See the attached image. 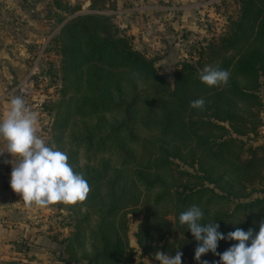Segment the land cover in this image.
<instances>
[{
	"label": "trees",
	"instance_id": "trees-1",
	"mask_svg": "<svg viewBox=\"0 0 264 264\" xmlns=\"http://www.w3.org/2000/svg\"><path fill=\"white\" fill-rule=\"evenodd\" d=\"M237 1L240 13L226 30L197 42L178 63L175 85L108 17L82 15L63 27L64 63L88 90L78 87L58 124L71 126L68 163L90 192L70 209L64 225L71 231L61 241L69 258L60 264H150L155 252L177 250L182 264L219 262L212 252L194 258L197 241L179 223L192 205L202 209V224L215 222L225 235L259 231L264 144L243 138L264 134V0ZM205 66L227 70V84L202 83ZM201 98L202 109L190 107ZM138 212L134 248L128 215ZM237 243L218 241L217 253Z\"/></svg>",
	"mask_w": 264,
	"mask_h": 264
},
{
	"label": "rangeland",
	"instance_id": "rangeland-1",
	"mask_svg": "<svg viewBox=\"0 0 264 264\" xmlns=\"http://www.w3.org/2000/svg\"><path fill=\"white\" fill-rule=\"evenodd\" d=\"M135 1L138 0H0V83L3 84V87H0V106L9 103L13 97L20 96V87L33 75V93L30 98H26L28 99L26 106L38 115L41 130L37 133L49 146L55 145L57 149L69 153L68 138L71 126L69 128L61 126L58 121L61 122L67 117L69 107L74 104L69 102V99L78 87L81 88L82 86L83 91L88 89H86L85 83H77L76 78L80 73L74 72L69 68V64L64 63L65 58L62 51L63 46L68 43V39L62 34V29L70 20L82 15L108 17L115 24L118 33L128 38L136 50L144 53L148 58L156 60L160 73L170 84L175 85L178 63L186 58L190 59L191 52H194V46L197 45V42L209 36L204 34L205 30L202 26L200 28L202 31L199 30L201 33H191L188 31L189 29H183L178 31V35L183 34L181 38L184 39V42L179 43V40H175L176 43H173L170 41V45L173 47L178 43L186 45L181 51V56L171 55V53L162 56L154 53L157 47L154 38H150L154 41L152 43L145 41L140 35L142 23L136 16L140 13L144 15L145 12L138 9ZM171 8L163 9L164 13L169 15V19H174L175 15L180 12H189L186 9L172 12ZM129 9L130 11H126ZM222 9L225 10V15L228 17H235L240 13V4L237 0H232ZM147 11L153 17L155 16L154 10ZM127 14L131 18L130 21L133 22L132 27L128 24L129 20L125 21ZM190 14L197 18L193 12ZM170 15L173 16L170 18ZM223 21L220 19L210 23L207 27L210 29L209 32H213L212 26L215 28L214 31L217 30V27L223 25ZM149 27L151 37H155L157 27L155 25ZM144 44H149L151 51H148ZM4 54H7L8 58L3 59ZM162 61H166V63ZM176 63L177 65L174 66ZM35 70L36 74L33 73ZM66 78L68 82H66ZM67 83H70L68 87ZM260 92L264 98V85ZM75 119L76 117L73 116V120ZM243 139L255 146L264 144V134L251 135L250 139L246 137ZM97 163L99 165L100 160H97ZM177 163L183 169L195 172L190 167L180 162ZM84 164L85 158L82 155L78 165L80 170H83ZM10 176L8 171L5 184L2 187L10 184ZM78 203L74 205L54 203L57 205L54 216L58 231L66 228L64 224L70 215V209L77 206ZM142 216L143 214L139 212L128 215V235L130 245L134 248L137 246L136 232L139 229ZM59 244V248L52 251L49 256L42 258L41 254L32 250L27 243L15 242L14 250L17 253L5 259L4 264H60L63 259L69 258V254L65 245L61 242ZM60 252L61 257L59 258L58 253ZM149 263L159 264L156 260H149ZM212 264H218V262Z\"/></svg>",
	"mask_w": 264,
	"mask_h": 264
},
{
	"label": "clouds",
	"instance_id": "clouds-1",
	"mask_svg": "<svg viewBox=\"0 0 264 264\" xmlns=\"http://www.w3.org/2000/svg\"><path fill=\"white\" fill-rule=\"evenodd\" d=\"M198 75L202 83L217 86L227 84L230 74L219 67L205 66ZM204 105L202 98L190 102V107L194 109H202ZM37 123L38 115L26 106L20 96L10 100L6 115L0 118V140L6 144V151H0V155L9 153L13 158L6 161L12 164L11 189L21 196L28 207L83 202L90 192L87 180L68 163L67 153L55 145L49 146L37 134ZM203 217L202 209L196 205L179 216V223L187 225L197 241L195 260L200 261L203 255L212 252L219 255L218 264H264V220H261L258 232L252 228L247 231L236 228L225 235L218 231L219 224L215 222L202 224ZM221 240L238 243L221 254L217 253L218 241ZM182 255L178 250L175 256L157 251L154 259L159 264H182Z\"/></svg>",
	"mask_w": 264,
	"mask_h": 264
},
{
	"label": "crops",
	"instance_id": "crops-1",
	"mask_svg": "<svg viewBox=\"0 0 264 264\" xmlns=\"http://www.w3.org/2000/svg\"><path fill=\"white\" fill-rule=\"evenodd\" d=\"M190 1L191 0L135 1L136 5H138V9L144 11V15H146L144 16L140 13V15L136 16L142 23L140 35H142L145 41L152 43L154 41L151 39L154 38L155 43H157L154 53L161 54L162 56L170 55V53L171 55L181 56V51L184 50L186 45L179 44L181 41L184 42V39L181 38L183 34L181 36L178 35V31L189 29L188 31L191 33H201V23L192 16L190 12H180L175 15L174 19H169V15L164 13L163 9L165 8L170 9L171 7L187 6L190 4ZM151 9L155 11L154 17L147 11ZM126 11H130V9ZM171 16L173 15H170V18ZM127 20H129V26L132 27L133 22L130 21L131 18L129 15L125 18V21ZM152 25L157 27L155 37H151L149 26ZM175 40H179V43L175 44L176 46L173 47L170 45V41L176 43ZM144 46L148 51H151V49H149V44H144ZM7 56V54H4L3 59L8 58ZM162 62L166 63V61ZM176 65L177 63L174 66ZM0 87H3V84L0 83ZM8 109L9 103L0 106V118L6 115ZM37 130H41V124L39 122L37 123ZM38 135L40 136V134ZM0 151H6V144L3 140H0ZM0 159L6 163L11 175L12 164L6 161H11L13 159L12 156L9 153H4L0 155ZM56 209V204H50L46 207L36 205L28 207L21 199V196L11 189L10 184L5 187L0 186V264H4L6 261L5 259L17 253V251L14 250L15 242L27 243L32 250L38 251L42 258L49 256L52 251L59 248V243L70 234V229L66 227L58 231L54 216Z\"/></svg>",
	"mask_w": 264,
	"mask_h": 264
},
{
	"label": "built area",
	"instance_id": "built-area-1",
	"mask_svg": "<svg viewBox=\"0 0 264 264\" xmlns=\"http://www.w3.org/2000/svg\"><path fill=\"white\" fill-rule=\"evenodd\" d=\"M232 0H191L190 4L187 6L182 7H172V12L180 11L182 9H186L189 12H193L197 15L198 21L202 23V27L205 30L204 34L208 36H217L226 30V27L229 24L231 17L225 15V10L222 9L226 4L230 3ZM221 7V8H220ZM224 20L223 25L217 27V30L214 31V27L212 26L211 29L213 32H209L210 23L214 22L215 20ZM217 24V23H216ZM36 74V70L33 72ZM34 79L33 75H31L20 87L19 93L20 97L22 98H30L33 93V86H34ZM7 166L5 162L0 159V186L2 187L5 183L7 178Z\"/></svg>",
	"mask_w": 264,
	"mask_h": 264
},
{
	"label": "water",
	"instance_id": "water-1",
	"mask_svg": "<svg viewBox=\"0 0 264 264\" xmlns=\"http://www.w3.org/2000/svg\"><path fill=\"white\" fill-rule=\"evenodd\" d=\"M23 99V101L25 102V104H27L28 103V99H26V98H22ZM58 257L60 258L61 257V252L60 253H58Z\"/></svg>",
	"mask_w": 264,
	"mask_h": 264
}]
</instances>
